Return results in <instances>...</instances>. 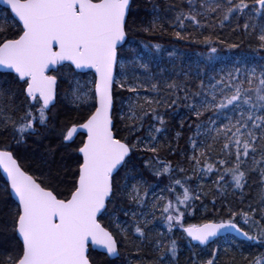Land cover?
<instances>
[{
	"label": "snow or ice",
	"instance_id": "snow-or-ice-1",
	"mask_svg": "<svg viewBox=\"0 0 264 264\" xmlns=\"http://www.w3.org/2000/svg\"><path fill=\"white\" fill-rule=\"evenodd\" d=\"M0 4V264H180V241L188 264H219L233 248L245 264H264V250L243 251L264 249V0L169 5L177 41L198 42L192 28L218 55L203 30L234 24L238 38L256 41L259 60L241 52L227 70H182L183 80H163L164 95L162 75L149 67L161 46L141 50L129 39L155 32V4L148 26L138 0ZM180 106L187 114L169 139L168 110ZM9 136L15 148L3 143ZM53 136L46 156L60 151L74 166L61 174L45 155L32 171L20 162L16 150L29 138L39 146ZM145 171L167 185L157 193ZM211 176L220 207L215 196L211 207L204 202ZM198 211L213 219L186 224ZM222 212L227 219L217 222Z\"/></svg>",
	"mask_w": 264,
	"mask_h": 264
},
{
	"label": "trees",
	"instance_id": "trees-1",
	"mask_svg": "<svg viewBox=\"0 0 264 264\" xmlns=\"http://www.w3.org/2000/svg\"><path fill=\"white\" fill-rule=\"evenodd\" d=\"M138 3L140 4V8L138 9L139 16L143 19L144 26H148L149 22L154 18L151 14L153 5L155 4L159 9L158 27L155 32L152 34L143 31H140L138 33L134 32L130 34L129 39L133 41L134 46L138 47L141 50L143 49L144 44H148L150 46L159 44L161 46V50L159 52H157L154 47L152 48V55L155 57V59L153 60V63L149 65L151 72L154 76L157 74L162 75L161 95L165 94V89L163 88V80L167 79L169 80V82L171 79L183 80L184 77L182 74V70L190 71L193 76L198 68L205 69L210 74H212L213 72H217L220 66V62H218L219 55H224L227 58L231 59L234 57L238 59V54L243 52L249 53L250 58L254 57L255 60H259V56H257L252 51V49L256 45V41L254 39H250L244 36H239L238 38V34H234L231 31V28L234 27V24L232 26L225 27L224 29H217L215 32H212L210 29L203 30L204 35L212 34L213 40L216 41L212 46L217 47L218 55L212 54L209 51V46L203 43V36L199 35L192 28H189L188 31L193 32V36L198 42H192L187 39L184 41H177L174 38L175 30L170 26L169 21L174 17L175 13L174 11H169L167 9L169 8V5L173 4L177 6H183L180 4V0H138ZM2 9L3 8H0V10ZM0 23H4V21L0 20ZM8 23L10 24L11 21L9 20ZM159 25H163V31L161 30ZM217 37H219V40L226 41V43H219ZM239 40H243V43L241 44V47L239 49H229L227 47V43L239 42ZM250 44L252 45V47L249 46ZM171 51L175 52V55L172 57L168 55V53ZM213 55H215V59L209 60L208 57ZM259 55H264V52H261ZM140 72H142V70H140ZM176 73H181V75L177 77ZM190 86L194 88L195 83H190ZM58 108H61V111H66V109L62 108L60 105H58ZM168 111L169 116L166 117V119H168L169 122L168 127L171 130L169 134V139H171V136L174 135V132L180 130L178 127L179 121L181 118H184L186 116L187 109H185L183 106H180L174 111L172 109H169ZM34 139L35 138H29L27 140L26 147H20L16 150V154H18V156L21 158L20 162L24 164L30 171L37 168L40 162L41 155L46 156V154L44 153L43 145H48L49 143L54 144L56 142V138L53 136L40 142V145L38 146L37 144L33 143ZM77 139H79V137ZM3 143H12L15 148V144L14 141L11 139V136H9L7 140L3 141ZM181 145H183V141H181ZM161 156H165V153L161 152ZM46 158L52 163L54 169L60 170L61 174H63L64 172V166H74V161L72 160V158L67 155L62 157L60 151H57L54 156H46ZM167 158L171 159L173 161V164H175V161L177 159V157ZM185 167H188V165L185 164ZM144 177L148 180L150 184H158V187L155 189L157 193H159L160 190L163 189L168 183L167 179L153 177L148 171L144 172ZM215 179V176H211L210 178L206 177L203 181L204 191L208 192L209 189L212 190L211 192H209V195L204 200V202L208 204L209 207H211L210 202L214 196L217 199V207L221 206V198L216 195L215 185L212 183V181H214ZM0 182H2L1 177ZM192 187L194 189L196 188L195 181L192 182ZM255 191L256 187L253 186V188L251 189V193L254 195ZM229 192H231V189H229ZM164 195L167 197L168 193H164ZM148 199L151 202V193ZM227 200L233 205V207H243V205H239L237 197L229 195L227 197ZM196 203L199 204L200 201H197ZM157 215H159V212H157ZM214 215L217 222H219L221 218L227 219L226 214L223 212ZM121 219L124 218L121 217ZM208 219H213V215H207L202 211H198L195 216H191L186 219V224L202 223L206 222V220ZM161 231H166L163 225H161ZM180 234L181 233L179 230L176 231L174 234L175 238L179 240ZM180 243L182 246L180 264H188V258L191 253L188 251L187 246L183 241H180ZM213 247H215V245H213ZM260 250L264 249H244L243 251L244 255H248L249 252H255ZM195 251H199V249H195ZM219 264H245V261L241 257L240 252L233 248L228 253H220Z\"/></svg>",
	"mask_w": 264,
	"mask_h": 264
},
{
	"label": "rangeland",
	"instance_id": "rangeland-1",
	"mask_svg": "<svg viewBox=\"0 0 264 264\" xmlns=\"http://www.w3.org/2000/svg\"><path fill=\"white\" fill-rule=\"evenodd\" d=\"M236 60H237V58H235V57L232 59L228 58L227 61L226 60H219L218 62H220V66H219L217 72H219L221 69H225V70L230 69L233 66V64L236 63Z\"/></svg>",
	"mask_w": 264,
	"mask_h": 264
},
{
	"label": "bare ground",
	"instance_id": "bare-ground-1",
	"mask_svg": "<svg viewBox=\"0 0 264 264\" xmlns=\"http://www.w3.org/2000/svg\"><path fill=\"white\" fill-rule=\"evenodd\" d=\"M227 59H228V58H227L226 56H224V55H219V56H218V61H219V60H226V61H227ZM0 177H1V175H0ZM1 178H2V177H1ZM2 180H3V178H2Z\"/></svg>",
	"mask_w": 264,
	"mask_h": 264
},
{
	"label": "water",
	"instance_id": "water-1",
	"mask_svg": "<svg viewBox=\"0 0 264 264\" xmlns=\"http://www.w3.org/2000/svg\"><path fill=\"white\" fill-rule=\"evenodd\" d=\"M0 7L4 9V5H3V4H0ZM0 175H1V177H2L3 179L5 178V176H4L3 172H2V170H0ZM241 239H242V238H241Z\"/></svg>",
	"mask_w": 264,
	"mask_h": 264
}]
</instances>
